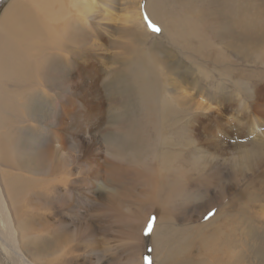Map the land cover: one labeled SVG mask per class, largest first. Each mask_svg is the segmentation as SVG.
Returning <instances> with one entry per match:
<instances>
[{
	"label": "bare ground",
	"instance_id": "6f19581e",
	"mask_svg": "<svg viewBox=\"0 0 264 264\" xmlns=\"http://www.w3.org/2000/svg\"><path fill=\"white\" fill-rule=\"evenodd\" d=\"M142 3L11 0L4 10V264H59L76 251L138 257L143 236L150 238L142 207L158 216L149 244L164 250L174 206L186 200L188 173L201 174L204 167L200 155L245 159L255 167L264 158V105L253 106L264 92L251 77L231 75L233 90L222 80L203 90L191 87L214 79L213 73L229 77L218 62L232 59L234 44L264 65V6L255 0H146L147 14L163 29L159 37L149 30ZM182 52L207 56L213 69L183 63L176 56ZM177 69H188L192 79ZM74 239L81 243L70 247Z\"/></svg>",
	"mask_w": 264,
	"mask_h": 264
},
{
	"label": "rangeland",
	"instance_id": "374dc122",
	"mask_svg": "<svg viewBox=\"0 0 264 264\" xmlns=\"http://www.w3.org/2000/svg\"><path fill=\"white\" fill-rule=\"evenodd\" d=\"M255 1L264 6V0ZM9 2L11 0L0 2V18ZM145 6L146 0H143L142 14L147 26L152 32H154V26L158 27L160 31L155 35L160 37L163 29L147 14ZM247 39L254 42L257 37L248 36ZM231 47L233 51H236L233 54L229 52L232 59L218 62L221 66L219 71L232 72L229 73L230 76L222 77L219 73H213L214 79L198 82L197 86H191L193 91L203 90L211 83H217L220 80L226 82L230 90H233L237 80L231 75L245 77V74L251 77L255 87H260L258 89L262 90L264 65L256 61L241 46L234 44ZM176 56L183 63L196 62L202 67L208 65L210 70L213 69L211 60L203 54H198L195 59L187 52L176 53ZM175 72L184 76L188 74V69H177ZM187 76L191 78L190 74ZM187 81L190 80L187 79ZM261 90L260 92L263 93L264 89ZM240 98L248 101L247 96H240ZM263 100L253 101V106L254 103L256 107L264 105ZM230 115L231 113H226L223 117ZM200 156L203 158L200 164L204 167L201 174L192 171L188 173L189 187L186 191V200L174 206L176 213V220L172 223L174 229L167 235L164 250L155 251L153 244H149V239L152 241L151 236H154L150 231L156 225L155 218L158 216L142 207V210L145 209L143 212L145 211L147 219L149 218L147 227L150 229V238L143 236V247L138 257H136L138 252L134 254L132 251H106L102 256L91 257L76 251L72 256L64 260L60 259L59 264H264V158H261L260 164L255 167L244 165L245 159L231 163L230 157L210 159L204 154ZM232 204L235 206L231 207ZM89 210L85 223L91 226V216L96 211V207ZM230 210L236 212L233 218L229 216ZM223 215L226 219L222 218ZM66 235L65 231L60 232L61 237ZM98 237L108 241L113 239V235ZM78 243L81 242L74 239L70 247ZM1 258L0 256V262L2 261L0 264H4Z\"/></svg>",
	"mask_w": 264,
	"mask_h": 264
},
{
	"label": "snow or ice",
	"instance_id": "6c2138e0",
	"mask_svg": "<svg viewBox=\"0 0 264 264\" xmlns=\"http://www.w3.org/2000/svg\"><path fill=\"white\" fill-rule=\"evenodd\" d=\"M153 31H154V33H157V32L160 31V29H159L158 27L154 26V27H153Z\"/></svg>",
	"mask_w": 264,
	"mask_h": 264
}]
</instances>
